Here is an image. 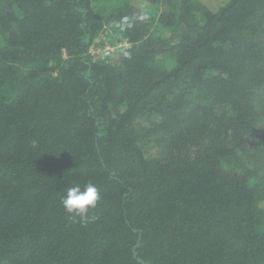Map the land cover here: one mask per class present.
Returning <instances> with one entry per match:
<instances>
[{"label": "trees", "instance_id": "1", "mask_svg": "<svg viewBox=\"0 0 264 264\" xmlns=\"http://www.w3.org/2000/svg\"><path fill=\"white\" fill-rule=\"evenodd\" d=\"M0 264H264V0H0Z\"/></svg>", "mask_w": 264, "mask_h": 264}, {"label": "clouds", "instance_id": "2", "mask_svg": "<svg viewBox=\"0 0 264 264\" xmlns=\"http://www.w3.org/2000/svg\"><path fill=\"white\" fill-rule=\"evenodd\" d=\"M146 18V16L141 17V19ZM100 199L99 189L89 181L67 187L61 193L60 204L73 222H79L82 226H86L97 219L92 210L96 209Z\"/></svg>", "mask_w": 264, "mask_h": 264}, {"label": "built area", "instance_id": "3", "mask_svg": "<svg viewBox=\"0 0 264 264\" xmlns=\"http://www.w3.org/2000/svg\"><path fill=\"white\" fill-rule=\"evenodd\" d=\"M123 44H118V45H98V46H94L91 45V47L89 48V52L93 55L94 59H99V58H105V57H109L111 55H113L116 51L117 48L121 47Z\"/></svg>", "mask_w": 264, "mask_h": 264}, {"label": "rangeland", "instance_id": "4", "mask_svg": "<svg viewBox=\"0 0 264 264\" xmlns=\"http://www.w3.org/2000/svg\"><path fill=\"white\" fill-rule=\"evenodd\" d=\"M227 0H202L209 8L216 9Z\"/></svg>", "mask_w": 264, "mask_h": 264}]
</instances>
